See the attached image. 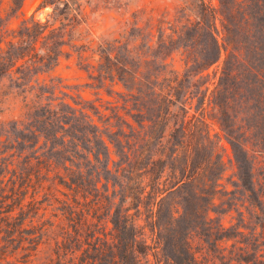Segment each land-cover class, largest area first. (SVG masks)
I'll return each mask as SVG.
<instances>
[{"label": "trees", "instance_id": "obj_1", "mask_svg": "<svg viewBox=\"0 0 264 264\" xmlns=\"http://www.w3.org/2000/svg\"><path fill=\"white\" fill-rule=\"evenodd\" d=\"M5 1L15 15L25 0H0V7ZM92 1L42 0L40 8L52 9L49 19L41 22L32 17L12 31L0 18V86L5 82L9 93L18 94L24 102L22 120L10 129H0V139L6 137L0 145L7 143L6 152L14 151L10 159H0V264H33L45 244L54 223L44 221L51 204L44 208L39 193L48 181L56 190L46 187L43 198L59 205L55 210L60 215L53 217L60 223L54 238L55 258L44 264H150V256L155 264H264V161L251 163L249 154L257 150L246 149L254 138L250 129L257 127L241 125L236 130L235 115L229 116L234 126L211 118L233 146L240 180L237 192H221L223 170L213 172L223 157L215 148L208 155L211 131L205 114L201 119L196 114L206 110L208 101L220 115H226L220 97L231 95L228 100L233 104L232 86L224 91L219 79L211 91L207 82L181 77L124 81L120 76L129 70L119 54L106 48L92 51L99 63L89 66V73L98 72L91 79L121 82L128 92L124 109L132 106L127 115L134 121L122 127L104 122L110 130H100L91 114L95 115V107L72 98L75 107L67 103L69 95L62 90V82L41 81L70 46L85 5ZM201 2L203 16L210 19L212 50L209 64L198 75L221 60L224 44L216 22L225 17L226 6L233 5V12L237 6L249 8L257 32L264 31V0H219L218 9ZM254 46L256 52L262 50L260 42ZM77 53L83 59L87 51L80 47ZM255 65L249 66L252 73ZM159 74L176 75L166 70ZM195 100L198 108L189 119ZM177 112L183 115L179 118ZM114 127L118 130L113 131ZM257 139L264 145V138ZM236 145L245 158L238 156ZM239 188L243 202L249 204L245 206L249 216L257 222L251 227L240 212L238 223L227 228L222 218L213 217V213L227 215V211L215 210L216 200L236 197ZM143 217L151 226L154 247L142 240L139 222Z\"/></svg>", "mask_w": 264, "mask_h": 264}, {"label": "rangeland", "instance_id": "obj_2", "mask_svg": "<svg viewBox=\"0 0 264 264\" xmlns=\"http://www.w3.org/2000/svg\"><path fill=\"white\" fill-rule=\"evenodd\" d=\"M41 2L42 0H25L22 10L13 15L8 1H5L0 7V18L6 21L10 31L19 29L24 20H31L32 17H35V20L46 22L52 9L50 7L40 8ZM204 2L212 9L220 7L219 0H204ZM201 3V0H93L85 5L84 16L78 21L70 46L64 48V54L57 66L52 72L42 75L40 79L41 81L46 80L48 84L51 79H55L56 83L62 82V90L69 95L67 103L76 107L72 99L74 98L77 102L88 103L95 107V115L92 112L91 114H93L95 125L100 130L109 128L104 122L122 127L126 122L133 123L134 121L130 115H127L132 106L129 105L127 110L124 109L126 107L125 95L128 92L121 82L112 83L109 80L101 82L91 79V75L97 76L98 72L93 74V70L90 73L87 70L90 65L98 66L99 63V56L92 58V51L106 48L119 54L124 66L129 70L128 75L120 76L124 81L149 80L155 82L157 79L162 81L164 78L181 77L188 82L199 84L207 82L210 90L214 91L221 79L224 91H229L232 86L234 90L232 94L235 96L233 104L228 100L231 95L220 97L221 102H224L227 108L225 110L227 116L220 115L212 106H209L208 101L206 110L196 113L198 100L194 101L188 116L192 119L196 113L201 119L205 114L212 137L208 155L210 156V152L215 148L217 154L223 157V163L217 166L213 174H216L218 169L223 170V178L220 182L221 192H237L236 186L240 180L237 175L238 168L233 146L225 133L220 130L219 125L211 118L216 120L220 118L227 126H234L229 116H238V122L235 124L236 130L240 129L241 125L243 127L256 126V129H250L254 138L251 136V142L246 149L257 150L249 154L251 163L252 161L253 163L264 161V145L257 139L264 138V31L257 32L256 20L249 19V8L243 7L242 9L237 6L233 12V5L226 6L225 17H218L216 22L221 33V43L224 44L221 60L203 74L198 75V72L209 64V51L212 50V40L207 29L210 19L208 15L203 16ZM201 22L204 23L203 27H197ZM255 41L262 45V50L259 52L255 51ZM80 47L87 51L83 59H80L77 53ZM254 62H256V69L252 73L249 66ZM162 70L175 72L178 76L160 75ZM137 72L141 74H136ZM256 72L262 80L256 78L254 74ZM4 84V87L0 86V129H10L15 122L22 120L24 102L23 97L18 94H10L6 88L7 84L5 82ZM3 94L7 95L3 96ZM57 96L61 98L63 94L58 92ZM132 113L137 112L134 110ZM181 115L183 114L177 112V117L180 118ZM243 119L246 121L243 122ZM124 127V130L129 132L128 127L126 125ZM111 129L117 131L118 127ZM0 141H6V137H1ZM253 144L258 146L252 147ZM6 147L7 143L0 145V159H10L14 153V151L6 152ZM236 149L238 156L245 158L239 146L236 145ZM113 159L118 161L119 158L113 155ZM251 163L249 162L246 167H250ZM15 164H17L16 159ZM113 166L111 162L110 169H113ZM50 177L53 178L54 174ZM49 186L53 187V191L56 190L51 181L45 182V191L39 193V200L44 199V208L51 204L48 206L44 221L54 223V227L49 228L45 244L40 246L39 252L32 260L33 264H44L49 259L55 258L54 238L59 233L57 225L60 222L53 215L57 213L60 215V212L55 210L59 205L54 204L53 200L45 201L47 199L43 198L47 191L46 187ZM59 189L65 191L62 187ZM55 194L63 199L60 193L55 192ZM242 195V189L239 188L236 197L229 195L216 200L215 210L227 211V215L213 213V217L222 218L224 225L229 228L238 223L241 218L240 212H243L245 222L253 227L257 220L249 216L245 208L249 204L243 202ZM131 213L133 214L134 211ZM144 218L139 222L142 240H146L150 246L154 247L151 226ZM142 227L145 229L142 230ZM111 228L110 224L106 232H109ZM230 244L225 247L229 248ZM150 260V264H155L153 256H150Z\"/></svg>", "mask_w": 264, "mask_h": 264}]
</instances>
